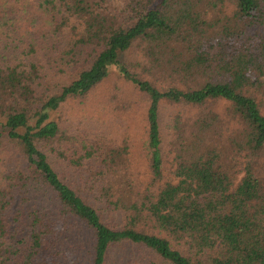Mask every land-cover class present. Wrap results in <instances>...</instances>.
I'll return each instance as SVG.
<instances>
[{
	"label": "trees",
	"instance_id": "1",
	"mask_svg": "<svg viewBox=\"0 0 264 264\" xmlns=\"http://www.w3.org/2000/svg\"><path fill=\"white\" fill-rule=\"evenodd\" d=\"M112 69L143 106L138 159L55 117ZM120 245L264 264V0H0V264Z\"/></svg>",
	"mask_w": 264,
	"mask_h": 264
},
{
	"label": "rangeland",
	"instance_id": "2",
	"mask_svg": "<svg viewBox=\"0 0 264 264\" xmlns=\"http://www.w3.org/2000/svg\"><path fill=\"white\" fill-rule=\"evenodd\" d=\"M123 59L130 61L133 57L128 53ZM111 72L109 80L97 89L88 103L83 104L77 99H71L61 113H55V117L63 120L62 123L66 128L71 125L69 126L70 132L76 134V139L79 140L101 141L104 144L113 145L127 139L131 145V153L138 159V148L142 147L145 137L143 106L120 74L114 69ZM115 93L117 97L114 99ZM121 103L125 108L123 110L118 109ZM173 118L170 116L168 105H163L161 107V129L165 138L164 145L170 140L168 139L170 132L168 127L172 124ZM133 166L143 169L139 162L133 163ZM111 220L117 223L120 218L111 215ZM107 264L163 263L141 246L120 245L114 247L109 253Z\"/></svg>",
	"mask_w": 264,
	"mask_h": 264
}]
</instances>
